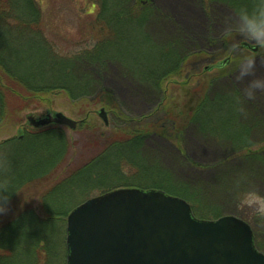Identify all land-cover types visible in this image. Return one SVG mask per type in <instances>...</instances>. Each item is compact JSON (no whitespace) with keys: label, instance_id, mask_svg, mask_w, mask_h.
<instances>
[{"label":"rangeland","instance_id":"obj_1","mask_svg":"<svg viewBox=\"0 0 264 264\" xmlns=\"http://www.w3.org/2000/svg\"><path fill=\"white\" fill-rule=\"evenodd\" d=\"M37 2L45 33L60 52L72 54L96 46V38L100 36L94 27L98 25V0ZM144 2H139L138 7L150 10L141 29L109 48L102 71L86 70L92 72L100 88L112 94L116 109L106 105L107 98L96 94L77 101L69 99L64 91L41 98L28 97V107L0 123V145L14 137L21 138L31 129L27 123L30 114L38 117L46 112H62L76 120L78 127L74 130L60 126L69 141L68 167H59L58 174L53 173L50 178L55 175V180L61 182L94 157L112 137L152 126L155 130L135 152L147 169L153 171L151 180L159 183L151 180L143 186L128 183V187H111L110 191L158 189L187 201L198 219L234 216L250 226L255 246L264 254V215L256 211L258 202L264 201V94L255 101L243 102L242 106V85L236 83L240 74L236 60L253 52L241 47L242 42L249 41L233 30L238 17L232 8L216 0ZM181 7L185 11L181 12ZM226 35L231 41L224 40ZM227 58L229 62L224 67H213ZM257 61L259 72L264 74V53H258ZM209 66L213 68L208 70ZM166 70H172L168 78L156 82V76ZM203 100L207 102L202 106ZM102 107L107 112L108 125L98 115ZM8 149L0 151V159ZM123 153L122 162L118 163L124 176L133 182L136 170L128 167L126 158L134 150ZM107 176L113 177L110 172ZM52 186L44 180L24 181L16 187L13 203L5 205L13 210L2 216L0 222L27 207L29 199L36 215L45 217L41 196ZM105 192L98 189L83 194L72 189L66 200H60L59 207H52L59 212L68 209L69 214L86 199ZM59 215L53 219V225L64 228L67 255V215L64 220Z\"/></svg>","mask_w":264,"mask_h":264},{"label":"trees","instance_id":"obj_2","mask_svg":"<svg viewBox=\"0 0 264 264\" xmlns=\"http://www.w3.org/2000/svg\"><path fill=\"white\" fill-rule=\"evenodd\" d=\"M114 1L98 0V25L94 27L99 30L100 36L96 38V46L89 51L84 49L63 54L45 33L42 10L37 0H0V123L28 107V97L41 98L54 91H64L72 101L86 95H101L107 98V106L117 108L112 94L100 88V83L90 71L94 68H99L95 69L99 72L104 69L109 48L117 46L120 39L126 41L131 32L140 30L150 8L138 7L139 2L144 4L146 0ZM216 1L226 4L234 12L240 7H251L254 3V0ZM224 40L231 41L227 35ZM88 68L90 71H86ZM169 71L172 70L157 75L156 82L167 79ZM205 101H201L202 106ZM153 130L152 126L148 129L140 127L124 132V136L119 134L112 137L94 157L67 174L61 182L55 180V175L59 167H68L69 141L60 126L28 129L21 138L14 137L2 143L0 151L4 147L9 149L6 156L0 159V204L13 203L16 187L26 180H44L53 186L41 196L45 213L41 209L45 217L36 215V209L29 199L27 207L0 222V264H65L64 228L57 226V231L53 219L60 213L64 220L68 209L59 212L53 210L52 206L59 207L60 200L69 197L72 189L88 194L98 189L108 191L109 188L110 191L111 187H128V183L147 185L153 171L147 169L135 151ZM133 150V155L126 158L128 167L136 170L132 176L133 182H129L118 161L122 162L123 152L131 153ZM113 156L116 160H113ZM106 170L112 174V178L106 177ZM53 173L55 175L51 179ZM121 183L124 184L119 186ZM154 186L157 187V184ZM9 210L13 209L8 207L0 218Z\"/></svg>","mask_w":264,"mask_h":264},{"label":"water","instance_id":"obj_3","mask_svg":"<svg viewBox=\"0 0 264 264\" xmlns=\"http://www.w3.org/2000/svg\"><path fill=\"white\" fill-rule=\"evenodd\" d=\"M98 115L108 125L103 107ZM27 123L72 130L78 124L62 112L30 114ZM66 247V264H264L247 223L230 215L198 219L184 199L158 189H116L86 199L67 215Z\"/></svg>","mask_w":264,"mask_h":264},{"label":"clouds","instance_id":"obj_4","mask_svg":"<svg viewBox=\"0 0 264 264\" xmlns=\"http://www.w3.org/2000/svg\"><path fill=\"white\" fill-rule=\"evenodd\" d=\"M238 20L233 29L242 35L255 48L256 52L249 55H240L236 60V67L240 68V74L236 80L240 87V95L243 102L255 101L260 94H264V74L259 72L258 53H264V0H254L251 7L235 9ZM7 208L0 204V214L5 213ZM256 211L264 215V201L258 202Z\"/></svg>","mask_w":264,"mask_h":264},{"label":"bare ground","instance_id":"obj_5","mask_svg":"<svg viewBox=\"0 0 264 264\" xmlns=\"http://www.w3.org/2000/svg\"><path fill=\"white\" fill-rule=\"evenodd\" d=\"M180 9H181V12L185 11V9H184L183 7H181ZM186 22H187V21H186ZM186 24H187L189 27H193V28H194V26H195L192 22H191V23L188 22V23H186Z\"/></svg>","mask_w":264,"mask_h":264}]
</instances>
